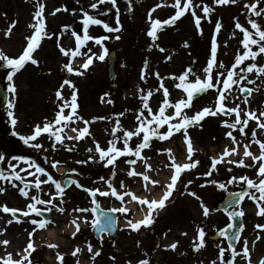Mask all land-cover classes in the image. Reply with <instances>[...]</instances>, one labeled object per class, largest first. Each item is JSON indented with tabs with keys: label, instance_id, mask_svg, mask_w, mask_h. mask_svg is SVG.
I'll return each instance as SVG.
<instances>
[{
	"label": "rangeland",
	"instance_id": "rangeland-1",
	"mask_svg": "<svg viewBox=\"0 0 264 264\" xmlns=\"http://www.w3.org/2000/svg\"><path fill=\"white\" fill-rule=\"evenodd\" d=\"M250 2L253 0H237L235 4L217 5L214 0H193L194 4L200 6L196 9L197 15L202 17L200 29H197L194 17L191 15V11H188L174 24L158 26L157 39L153 40L148 35L152 26L149 13L157 4H161V7L151 12L152 19H160L161 21L168 19L177 11V8L173 6L175 0H131V11H129V0H117L119 25L116 24V8L112 6L110 0L98 4L95 9L91 8L90 5L97 3V0H0V50H3L9 57L16 58L27 43L26 37L34 33V28L30 25L36 23L33 16L38 10V3H43L47 7V10L43 12V19L45 31L49 34L43 37V41H41L34 55L39 63L37 65H27L26 63L24 68L15 73L13 81L7 79V74L11 68L2 66L4 62L0 61V80L4 83L9 96L8 103L0 110V154L5 156V160L0 162V168L7 173L8 162L11 161V163L19 165L17 171L21 167L27 168L28 171H34L33 168H28L27 164L12 160V157L24 156L44 167L48 174L53 175L62 184L65 179L71 177L87 188H100L101 190H108V182H110L112 172L115 170L114 187L118 191L130 190L135 195H143L144 193L147 198L152 195L153 199L157 198L158 195L162 196L174 169L166 166L171 164L168 158L169 153L158 150L171 149L172 155L175 156L178 163L187 162V145L183 132L174 133L171 138L163 141L153 137L151 147L143 150L142 155L149 158L148 163L152 166L148 173L149 176H152L153 173L154 178L161 183L156 186H148L147 189L143 186V191L139 192L135 190L140 189L138 182L140 176L127 175V172L133 169L128 161L134 160V155L121 156L115 165H106V161L99 160L98 153H90L87 149H94L96 142L101 147L107 148L108 142L114 139L112 130L117 126V120L120 121L123 129H134L138 124L136 116L139 112L144 111L145 115H148L147 110L143 109L141 100V96L146 94L148 90H152L153 93L149 99V104L153 111H157L164 99L163 89H160V78H163V84L170 94L168 99L172 103L181 98L186 99L187 94L184 90L176 87L181 82L173 77H179L191 68L192 74L187 77L185 82H193L196 76L203 79L204 68L207 66L211 55L213 37L218 44L217 63L222 61L226 68H231L237 53H242L244 50L241 44L243 33L236 28V22L239 21L250 31L254 30L248 24L249 19H256L258 23L264 25V14L257 17L252 11L244 7L246 3ZM184 3L185 0H181V7ZM204 4L213 8V11L207 16L202 11ZM56 8H61V11L53 14ZM65 8L68 9L64 10ZM84 12L114 28L120 27V31L108 32L102 24H89L86 27ZM217 21L222 25L218 33L216 32ZM13 23L15 26L12 28L11 34L6 35L9 26ZM64 26L68 27L65 28ZM85 32L92 37H108V39L104 40L102 44H97L95 40L84 41L80 48L81 54H78V57L80 55L83 57L80 60L72 58L71 53L65 56L60 51L58 43L65 49L74 50L76 37L73 33L79 35L83 40ZM116 36H119L120 39H116ZM185 42H187V46H185ZM101 46H109L111 51L117 50L118 89L115 91L111 89L108 79L107 57L103 61L97 58ZM252 47L253 50H256L257 46L253 45ZM161 48L164 51H161ZM102 49L104 50V48ZM85 53L87 55L96 54L93 56V64L87 70L81 68L87 58L86 55H83ZM70 59H72L73 68L80 69L83 72L82 75H75L64 69V65ZM145 61L148 62V70L146 78L142 79ZM251 62L250 59L246 60L236 71L239 72L240 68L246 67ZM255 62L258 65H264V54L258 55ZM225 70V68L214 67L213 73ZM157 72L160 74L159 78L155 75ZM245 75L248 80H253L255 83L247 84V81H243L240 85H232L230 95L225 103L229 107H234L236 103H239L242 109L256 110L259 114V111H264V76L258 77L255 71L245 73ZM66 79L72 81L74 89L64 85L61 90L64 99L60 100L57 98L56 92ZM12 83L17 90L15 94L9 90ZM241 86L253 89L248 103H244V98L239 91ZM157 89L160 90L157 91ZM74 90L75 93L76 90H79L81 97V110L78 115L90 122L88 127L91 135H86L79 141L65 139L63 146L57 144L56 150H53L51 145L54 141L49 139L48 133H42L36 142L41 143L44 147L38 150L24 144L19 135L14 134L29 135L37 124L42 126L46 120L53 121L59 111V106L65 101L71 102ZM76 95L78 96V93ZM217 95L216 89H208L203 98L192 102L193 107L191 109L183 108L182 111L187 116H192L201 110L200 108L206 106L214 108L217 103ZM10 101L15 104V108L12 109L17 118L15 127L7 115ZM174 111V108L169 107L166 109V114H172ZM69 112L70 108L66 107L64 114L67 115ZM121 113L123 115H120ZM98 117H104V119H94ZM225 120L230 123L233 122L235 114H229L227 118L219 114L208 115L200 121V124L190 126L188 129V135L196 150L192 159L198 160L200 163L195 168L186 170L181 174L176 190L170 197L171 205H169L174 208L167 209L166 212L164 208L163 213L162 211L159 212L160 224L158 226L163 229L166 219L169 216L174 219L177 206L180 207L184 203H186V207H190L191 212L186 211V217L182 216L179 226L173 228L174 234L170 239L164 240V249L161 248L160 251H156L152 248L154 238L149 241V244L147 243V250L144 249L146 238L150 236L151 232L142 235L138 232L135 233V230L128 227L120 229L116 241L106 237L97 240L92 234V221L95 218L92 214L93 204L89 199L88 192L72 184L70 188H65L64 202L61 205L65 208V212L56 214L52 219L54 223L48 224L45 229H37L33 234L32 240L35 251L30 256L33 264H61L57 253L63 256V264H77V261L79 264H129V262L138 264V261L144 259H147L149 264H179L181 259L178 256L179 251H172L167 246L174 242L182 246L185 245L184 242H187L189 247L196 245L199 243L198 228H203L205 231V246L202 247L201 253L196 256V264H212V261L221 259L220 249L223 248L224 253L228 252L224 243L211 244L207 241V235L210 232H215L228 224L226 215L217 211V205L228 193L243 189L244 185L239 186L238 180L229 183L233 176H248L257 181L259 179L256 166L245 167L226 162L218 164L217 170L213 171L211 176L203 175L210 170L213 157H219L226 147H235L231 138L226 136L228 131H233V135L240 141V146L238 147L239 155L233 154L230 157H225L226 161L228 159L240 160L243 157V144L249 143L252 139L251 130L256 128L255 121H249V126L245 129L247 135L242 136L238 128L232 130L224 126L222 122ZM72 126L76 129L85 127L83 120L68 122V127L64 129L66 135H78V132L71 130ZM166 130L167 125L160 129V131ZM256 130L257 138L264 140V131ZM116 136L122 137L123 132L117 131ZM138 142L139 139L133 137L129 141V145L135 147ZM116 146L122 148L123 140L116 141ZM68 148L73 150L68 151ZM250 150L256 155L259 154V146L255 143H251ZM90 155L95 156L96 159L88 161L86 164L76 163V161L88 160ZM244 159L246 165L258 166V162H254L251 158ZM57 160L61 163L53 168L52 162ZM73 168L77 169L79 174L72 173L70 169ZM134 169L136 172H144V162L140 159ZM20 175L27 181L33 180V177L26 175L25 172H20ZM36 175L40 179L46 178L39 173ZM100 177H104V180H101ZM130 180H134V184H130ZM211 180H216L217 183L208 182ZM188 181H192V183L187 184ZM121 182L125 185L124 188L120 187ZM15 183L23 186L20 181ZM220 183H224L226 187L221 189ZM186 184L187 189L185 188ZM0 187L6 189L4 193H0V205L7 204L12 208L26 209L30 200L20 194L12 183L0 180ZM41 189L42 191H34L30 188L29 191L31 195H36L44 200L50 198V191L55 192L54 186L51 184L41 185ZM191 192H195L199 199L192 196ZM97 197L105 209H110L116 198L112 195L100 196L99 194ZM201 200L210 209L207 217L203 215ZM59 201L60 197L57 196L54 202L59 203ZM134 202V200H124V203L130 207H128L129 211L132 212L131 218L128 219L133 222L145 217L143 215L140 218L134 216V208H131L135 204ZM243 206L247 209L244 210L242 206L239 207V210L243 209L245 214L244 228L237 246V251L241 252V255L237 256L238 264H247L242 254L245 240L248 241L252 264H259V259L264 258V228L260 231V228L256 226L264 225V216L257 214V202L250 198L246 199ZM37 207L44 208L45 206L37 204ZM76 208H88L89 211L87 213L73 211ZM138 208L147 213L146 206L139 204ZM19 213L22 214V211ZM84 216L88 218V223H84L81 219V230L73 237L72 232L76 229L71 221ZM190 216L195 220L194 226L189 228V221H187L185 224L188 231L186 234H182L185 225L183 220H189ZM33 218L41 219L35 214H30L29 217L22 215V219L19 221L13 220L11 224H8L7 221L12 219V214L0 210V230H2L0 231V240L7 239L10 241L6 246L0 244V257L11 252L14 259H20L28 243L29 232L35 227L30 222ZM125 222H127L126 219ZM257 235L261 237L259 240L256 239ZM89 243L93 245L92 253L88 251L87 245ZM48 245H57L58 247H49ZM76 247L81 248L82 251L73 256L72 253ZM96 250L100 251V255L93 259V253Z\"/></svg>",
	"mask_w": 264,
	"mask_h": 264
},
{
	"label": "snow or ice",
	"instance_id": "snow-or-ice-1",
	"mask_svg": "<svg viewBox=\"0 0 264 264\" xmlns=\"http://www.w3.org/2000/svg\"><path fill=\"white\" fill-rule=\"evenodd\" d=\"M106 0H97V3H93L90 5L91 8L95 9L97 8L98 4L105 3ZM215 4L217 5H227L229 3L235 4L237 3V0H214ZM110 3L114 8H116V24H120L119 20V9L117 7V0H110ZM177 8V11L175 14L168 19H165L161 21L160 19H152L151 12L156 11V8L161 7V4H157L149 13V19L152 20V26L151 29L148 32V35L152 37L153 40L157 39V30L158 26L161 25H171L176 22L177 19L184 16L186 12L191 11V15L194 17V22L197 27V29H200L201 26V19L202 17L197 15L196 9L200 6L193 3V0H185V3L181 7V0H175V4L173 5ZM244 7L254 13L255 16L260 17L262 14H264V0H253V2L246 3ZM45 5L43 3H38V10L34 13V20H36V23L33 25H30V27L34 28V33L31 36L26 37L27 44L25 48L23 49V52L16 58L9 57L3 50H0V61H3L4 64L2 66L4 67H10L11 71L7 74V79L9 81H13V77L15 73L20 71L22 68H24L25 64L27 62H31L34 65H37L39 62L37 59L34 58V52L39 47L40 42L44 36H48L49 34L44 30L45 29V21L43 19V12H44ZM64 10H67L66 8ZM61 11V8H56L53 14L56 12ZM129 11H131V0H129ZM203 13L205 16H207L209 13L213 11V8L210 7L207 4H204L202 8ZM84 24L87 27L89 24H102L106 31L108 32H119L120 27H112L108 23H105L104 21L100 19H95L92 16H90L87 12H84ZM248 24L251 26V29L254 31H250L249 28L244 27L239 23V21L236 22V28L240 29L243 33V39L241 41V44L243 46V52H238L235 57V62L232 64L231 68H226V66L223 64V62L217 63V49L218 44L216 42L215 37H213L212 44H211V55L207 62V66L204 68V78L202 79L200 76H196L195 80L193 82H185L187 77L192 74V69H187L184 73H182L179 77H173L174 79H178L181 83H178L176 85L177 88H182L184 92L187 94L186 99L181 98L175 103H172L168 97H169V91L163 84V78L161 79L160 89H163V97L159 108L157 111H153L149 104V99L153 95L152 90H148L146 94L141 96L142 100V106L143 109L147 110L148 115L146 116L144 111L139 112V114L136 116V120L138 122L137 126L134 129H123L122 125L120 124V121H116V127L112 130V135L114 137L113 140H110L108 142V147L104 148L101 147V145L96 142L95 148H89L87 149L88 152H95L99 154V160L106 161V165H115L117 159L121 156L125 155H134L135 157L141 159L144 162L145 165V171L144 172H136L135 169H131L127 172L128 176H140L142 177L143 181L150 182L153 186L158 185L160 182L158 180L151 179L149 176V171H151L152 166L148 163L147 157L143 156V150L146 148L151 147V141L153 137L158 138L159 140H167L171 138L174 133H180L183 132L185 142L187 145V162L185 163H178L176 161V158L174 155H172L171 149H164V150H158V151H165L169 153V160L171 161V164L166 165L167 167H170L174 169L173 174L170 177V181L166 184V187L163 191V195L159 200L157 199H151L149 200L147 197H140L132 193L130 190L120 192L117 190L116 187L112 185L111 182H108V190H101L100 188H87L84 185L80 184L78 180H74L71 177L68 178L67 183L62 184L61 181H58L54 178L53 175L48 174L46 169L39 164H36L34 161L29 160V158L24 156H17L12 157V160H16L19 162H23L27 164L28 168H33L34 171H28L27 168L21 167L19 171H17V168L19 167L18 164H13L11 161L8 162V171L5 172L4 169L0 168V180L8 181L12 183L13 187H16L20 194H22L25 198L29 199L30 202L26 205V209L21 210L17 208H12L7 206V204L0 205V210H2L4 213H11L12 219L8 220L7 223L11 224L13 220H19L20 218L16 215L17 212L22 211V215L24 217H29L30 214H35L37 217H39L42 212H49L51 213L53 209H56L60 213L65 212V208L61 205L63 204V196L65 194V188L68 187L71 184H75L77 187H80L87 191L90 196L95 198L97 194L100 196H108L112 195L119 199L122 204L125 200V196H131V199L134 201H138L140 205L147 207V213L144 217V219L138 220L133 222L131 219H128L126 222V227L138 231L141 226H150L154 223V213H158L159 210L166 207V202L170 199V197L173 195L174 191L176 190V185L180 181L181 174L186 170H191L195 168L200 162L198 160H193V154L196 151L192 145L191 138L188 135V128L193 125L200 124V121H202L206 116L212 115L215 116L218 113H223L225 115L229 114H235V120L233 122H229L228 120L223 121V125L228 127L229 129L236 130L238 128L239 132L242 134V136H246L247 133L245 132V129L249 126V121H255L256 122V128L251 130V141L249 143L243 144V157L236 161L228 159L225 160V157H230L233 154L239 155L238 147L240 146V141L236 139V137L233 135V131H228L226 133V136L231 138L233 141V145L235 147L228 148L226 147L224 151L220 154L219 157H213L212 162L210 165V170L203 173L205 176H211L213 171L217 170V165L220 163H230V164H237L239 166H245V167H257V175L259 177L258 181L250 179L248 176H240L235 177L233 176L229 183L239 181H244L249 189H255L256 192L259 193V196L256 195L255 192H250L247 190L241 191L239 193H234L233 195L238 196L239 199L236 201L237 204H239L244 197H249L253 201L257 202L258 207V215L264 216V140H260L257 138V130L260 129L264 131V111H259V114H257L256 110H246L242 109L239 103H236L234 107H229L225 101H227L228 96L230 95V90L232 88V85H240L241 82L247 81V84H254L255 81L248 80L245 73H253L255 71L256 75L264 76V65H258L255 61L258 55L264 54V25L261 23H258L256 19H249ZM15 26L13 23L9 26L6 35L11 34L12 28ZM67 28L68 26H64ZM222 25L219 21L216 23V32L218 33L221 29ZM202 32V30H201ZM73 35L76 37V48L74 50L72 49H65L62 45L58 46L60 47V51L65 55L68 56L71 53V57L75 58L80 53V48L84 41L87 40H95L97 44H102V42L108 37H92L85 32V35L83 36V40L79 35L76 33H73ZM234 35V33H233ZM116 39H120L119 36H116ZM253 45L257 46L256 50H253ZM185 46H187V42H185ZM161 51H164L163 48L160 49ZM91 50L89 49V52ZM86 55V60L81 65V68L83 70H87L92 64H93V56L96 54L93 53L92 55H87L86 53L83 54ZM107 55V49L105 48L103 51V54L98 55V59L103 61L105 59V56ZM170 59V57H169ZM251 60V63H248L246 67L240 68V71L237 72V68L241 64H243L246 60ZM225 68L226 70L221 72L217 71L216 73H213V68ZM64 69L67 70L69 73H75L77 75H82L83 72L80 71V69H74L72 66V59L69 60L68 63L64 65ZM148 70V62L145 61L144 64V71L142 72V79L146 78V73ZM155 75L159 78L160 74L157 72ZM64 85H68L70 87H73L74 85L71 80H64L63 84L61 85V88L57 90L56 95L57 98L60 100H63L62 95V89ZM160 89H157L159 91ZM208 89H216L217 90V103L215 105V108L212 107H204L201 110L197 111L192 116H187L185 113H183V108H191L192 107V101L195 98V95L201 92H205ZM9 90L16 93V87L14 83L10 84ZM143 91V90H142ZM239 91L241 94L247 93L246 96H244V103H248V96L252 94L253 89L248 88L247 86H241L239 88ZM70 108V112L65 115L64 109ZM174 108V112L172 114H166L167 108ZM9 111L7 113L8 117L11 118V124L13 127L17 124V118L15 117L14 111L12 109L15 108V104L13 102H9L8 105ZM78 104H77V95L75 93V90L73 91V94L71 96V102L65 101L63 104L59 106V111L56 113L55 119L53 121H45L43 125L37 124L34 127V130L29 135H20L19 133H14L15 135H19V138L23 141L24 144L30 145L31 147L41 150L43 149V145L39 142H36L38 137L41 136L42 133H48L49 139H52L54 142L52 143L51 147L53 150H56L57 144H60L63 146L64 140H76L79 141L80 139H83L86 135H91L89 131V121L84 120L81 116L77 113ZM243 113V118H242ZM120 115H123L121 113ZM178 118V119H177ZM94 119H104V117H98ZM76 120H83V123L85 127L82 129H76L72 128V131L78 132V135L76 136H68L66 133H64V129L68 127V122H74ZM176 121L175 123L173 121ZM154 125V126H153ZM167 125L166 131H160V129L164 128V126ZM122 131L123 136L117 137L116 132ZM62 133H64L62 135ZM141 134L142 137H141ZM137 137L139 139V142L135 145V147H132L129 145V141L133 138ZM122 139L123 140V147H117L116 141ZM251 143H255L259 146V154H254L251 150ZM68 151H72V148H68ZM244 158H251L254 162H258L257 165H246ZM96 158L95 156L90 155L88 157V160L85 161H76L77 164H86L88 161H94ZM5 160V156L3 154H0V162H3ZM136 160H130L128 163L135 165ZM60 161H53L52 167L56 168L57 165H59ZM72 173H78V170L73 168L70 169ZM20 172H25L26 175L32 176V181H27L23 176L20 175ZM36 173H39L43 176H45V179H40L39 176L36 175ZM115 173H113L114 175ZM101 180H104V177H100ZM16 181H20L23 186L16 184ZM212 184H216V180L208 181ZM192 181H188L187 184H191ZM51 184L54 186L55 192H49L50 198L48 200H44L39 198L36 195L30 194V186L34 187L37 190L42 191L41 185H48ZM187 184L185 185V188L187 189ZM121 188H124L125 185L123 182H121L120 185ZM145 189H147L148 185L145 183L144 185ZM219 187L221 189H224L226 185L224 183H220ZM6 189L4 187H0V193H4ZM192 196L199 197L195 192L190 193ZM59 196L60 201L59 203H55V198ZM37 204L44 205V208H38ZM93 204L98 207L99 205L93 199ZM201 207L203 209V215L207 217L210 213V209L204 204V202L201 200ZM73 211L80 212V213H87L89 211L88 208H76L73 209ZM92 211H95V208L92 209ZM111 211L113 212H120V213H127L129 212V209L127 207L121 206L120 208H114ZM230 218L231 217H242L244 216L243 209H240L239 211H231L228 213ZM83 219L84 223H88V218L86 216L84 217H77L71 221V224L75 226V231L72 232V236L75 237L77 233L81 230L80 221ZM30 222L35 226L31 232H29V240L24 248V254L20 257V259H14L13 254L11 252L6 253L5 256L0 257V264H33V261L30 259L31 253L35 251V246L32 240L33 234L37 231V229H45L48 224L54 223L51 219H31ZM114 223V221L111 218L107 219V226L111 227V225ZM97 224H99V220L95 219L92 221V225L95 227ZM234 225L229 224L228 227L232 228ZM241 229H243V224L240 225ZM257 228H264V225H257ZM2 231V230H0ZM186 234V233H185ZM220 235H225L224 231L220 232ZM205 231L203 228H198V239L199 243L195 245L196 249L199 250L200 248L205 246ZM239 239V236L236 237ZM261 237L257 235L256 239L259 240ZM10 243L9 240H0V244L8 245ZM255 243V241H253ZM49 247H58L57 245H48ZM88 251L90 253L93 252V245L89 243L87 245ZM167 247H170L171 249H176L177 243H172L171 245H168ZM229 247L232 249L233 258L240 256L241 252H238L235 247L232 244H229ZM82 251L81 248L76 247L73 251L72 255L76 256L77 253H80ZM224 249H220V255L223 256ZM242 254L243 258L247 261V264H252V260L250 258V249L248 246V241L245 240L243 243L242 248ZM100 255V251L96 250L93 253V259H95L96 256ZM58 259L61 261V264H63V256L60 253H57ZM77 264H79V261H77ZM131 264V262H129ZM138 264H149V261L147 259L138 261ZM212 264H216V261H212ZM259 264H264V258L260 259Z\"/></svg>",
	"mask_w": 264,
	"mask_h": 264
},
{
	"label": "flooded vegetation",
	"instance_id": "flooded-vegetation-1",
	"mask_svg": "<svg viewBox=\"0 0 264 264\" xmlns=\"http://www.w3.org/2000/svg\"><path fill=\"white\" fill-rule=\"evenodd\" d=\"M47 10V7L45 6L44 8V11ZM25 46V45H24ZM24 49V47L22 48V50ZM21 50V51H22ZM252 178V177H251ZM134 180H130V184H134ZM141 182V181H140ZM139 182V183H140ZM238 184L239 185H242L244 184V181H238ZM128 197V199H130L131 197L130 196H126ZM171 205V204H170ZM167 206L168 208H165V212L167 211V209H173L174 207H171V206ZM121 206H126L125 204H122V202L120 200H115L114 201V204H113V208H120ZM171 207V208H170ZM245 208V207H244ZM162 210H159L158 213H154V223L153 225L151 226V231L152 233L150 234V236L148 238H146V243L144 244V248L147 249V245L149 244V241L152 239V238H158L160 240V247L162 245V236L163 238L165 239H169L174 233H173V228H177L179 226V223H180V220H181V217L183 216L184 218L186 217V211L187 212H191L190 210V207L187 206L186 207V203H184L182 206H177V210H176V213H174V219H172L171 216H169L165 221V226L163 229H161L158 225L160 224V220L158 218V216L160 215L159 212H161ZM163 213V211H162ZM161 213V214H162ZM118 218H121L120 215L118 216ZM184 223H187V221H189V228H191V226L193 225L194 226V223H195V220L193 219V217H189V220H183ZM178 224V225H177ZM177 225V226H176ZM157 227L161 230H158ZM183 228V226H182ZM150 229V227L148 228ZM188 231V228H186V224L184 225V228H183V232L182 234H185L186 232ZM160 235V236H159ZM164 239V240H165ZM148 243V244H147ZM185 245L182 246L181 244H179L177 247H176V250L179 251V254L178 256L181 257L180 259V263L179 264H196L197 263V259H196V256H198V253H197V250H196V247L193 246L192 250L190 249L189 247V244L187 242H184ZM164 246V245H163ZM201 252V251H200ZM200 254V253H199ZM230 254L232 253H225V255L229 256ZM231 260V264H236L238 262V259L237 257L235 258H230ZM229 260V261H230ZM218 264H228V262H226L224 260V258L222 260H218Z\"/></svg>",
	"mask_w": 264,
	"mask_h": 264
},
{
	"label": "water",
	"instance_id": "water-1",
	"mask_svg": "<svg viewBox=\"0 0 264 264\" xmlns=\"http://www.w3.org/2000/svg\"><path fill=\"white\" fill-rule=\"evenodd\" d=\"M109 59H110V61H109L110 79L112 81H114L116 78V75L114 72V65H115V61H116L115 54H112ZM202 94H203V92L196 94L194 99L199 98ZM6 100H7V97H6L5 91L2 87V84L0 83V108H2L5 105ZM238 199H239V197L235 196V195L228 196L226 201L224 202V204L221 206V209H226V208L230 207L231 205L235 204ZM50 214L51 213L46 214L45 217L47 219H50ZM95 214H96L97 219L99 220V224H97L93 229L94 235L97 238H99L101 234L106 233L110 237H112L114 235V233H113L114 230L112 229V228H114V223L111 225V227L107 226V219L108 218L112 219L111 212L102 211L99 208V206L98 207L95 206ZM229 218H230V216H229ZM230 219H231V222L234 226L232 228L227 227L226 229L222 230L225 232V235H220V232L218 234L213 235L210 238L211 240H219L222 238H226L228 240V242L232 245H235L237 243L238 239L236 237L239 236L241 220H240L239 216L231 217Z\"/></svg>",
	"mask_w": 264,
	"mask_h": 264
},
{
	"label": "bare ground",
	"instance_id": "bare-ground-1",
	"mask_svg": "<svg viewBox=\"0 0 264 264\" xmlns=\"http://www.w3.org/2000/svg\"><path fill=\"white\" fill-rule=\"evenodd\" d=\"M137 216H139V213L137 214Z\"/></svg>",
	"mask_w": 264,
	"mask_h": 264
}]
</instances>
